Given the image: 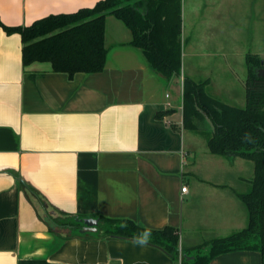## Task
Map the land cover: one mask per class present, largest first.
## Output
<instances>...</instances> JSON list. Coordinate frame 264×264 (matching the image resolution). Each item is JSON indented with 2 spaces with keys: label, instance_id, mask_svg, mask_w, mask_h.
Wrapping results in <instances>:
<instances>
[{
  "label": "crops",
  "instance_id": "0c3cea01",
  "mask_svg": "<svg viewBox=\"0 0 264 264\" xmlns=\"http://www.w3.org/2000/svg\"><path fill=\"white\" fill-rule=\"evenodd\" d=\"M98 1L0 0V19L31 25ZM131 37L107 16L104 69L70 77L49 62L24 65L21 35L0 26V264H181L150 242L70 235L78 225L58 222L68 217L173 226L184 248L202 243L201 233L219 237L246 226L236 194L246 179L224 184L188 168L194 142L183 127L182 90L185 76L232 87L239 74L246 84L247 53L264 59V0H182L179 78L157 72ZM209 264L264 258L236 250Z\"/></svg>",
  "mask_w": 264,
  "mask_h": 264
},
{
  "label": "trees",
  "instance_id": "16d2710c",
  "mask_svg": "<svg viewBox=\"0 0 264 264\" xmlns=\"http://www.w3.org/2000/svg\"><path fill=\"white\" fill-rule=\"evenodd\" d=\"M121 20L131 32L129 45L142 51L150 65L168 80L182 74V0H99L92 7L72 13L51 14L31 25L0 26L9 34L19 33L23 63L49 62L54 71L73 77L77 72H100L106 65V18ZM258 54L247 53L246 103L236 106L209 92V81L185 76L182 90L183 127L206 133L212 154L254 161V177L247 190L236 192L245 206L247 224L225 236L207 239L193 247H181L179 229L166 226L151 229L147 241L162 247L181 264H209L219 254L236 250H258L264 258V65ZM170 110L164 111L166 114ZM206 117H209L213 130ZM80 217L58 220L77 224L70 235L80 233ZM149 229L133 220L99 217L93 235L136 239ZM64 237L69 234L61 233ZM192 256L193 258H190Z\"/></svg>",
  "mask_w": 264,
  "mask_h": 264
},
{
  "label": "rangeland",
  "instance_id": "374dc122",
  "mask_svg": "<svg viewBox=\"0 0 264 264\" xmlns=\"http://www.w3.org/2000/svg\"><path fill=\"white\" fill-rule=\"evenodd\" d=\"M237 78L240 80L237 85L232 87L209 85V92L230 104L244 106L246 103V84L239 74ZM228 89L231 90L228 91ZM187 131V136H189V139H192L194 142L193 148L188 149L190 151V155L188 156L190 162L188 168L190 170L194 171L199 177H213L217 180H221L224 184L230 185L233 182L232 177H244L246 181H243L239 187H236L237 190L244 191L250 187L251 181L254 177V161L234 156L221 157L210 153L207 146V139L210 136V128L207 129L206 133L196 134L189 130ZM194 160L196 161V166L192 168ZM188 177L194 176L189 173ZM203 211V208L200 207L198 214L195 213V215L202 218L205 214ZM200 235L202 236L201 239L206 241L216 234L210 235L201 233Z\"/></svg>",
  "mask_w": 264,
  "mask_h": 264
},
{
  "label": "water",
  "instance_id": "95a60500",
  "mask_svg": "<svg viewBox=\"0 0 264 264\" xmlns=\"http://www.w3.org/2000/svg\"><path fill=\"white\" fill-rule=\"evenodd\" d=\"M263 65H264V59L262 61ZM259 75H264V66L262 68L259 69L258 71ZM207 121L209 122V124L211 125L212 129L214 130V124L212 122V120L209 117H206ZM81 222H83L84 226L80 229V232H97L98 231V224H99V219L98 218H80L79 219ZM190 258H193L192 256H190Z\"/></svg>",
  "mask_w": 264,
  "mask_h": 264
},
{
  "label": "clouds",
  "instance_id": "9594fccd",
  "mask_svg": "<svg viewBox=\"0 0 264 264\" xmlns=\"http://www.w3.org/2000/svg\"><path fill=\"white\" fill-rule=\"evenodd\" d=\"M151 229H145L143 230L141 233L138 234V236L136 237L137 241L140 244H146L147 241L151 238Z\"/></svg>",
  "mask_w": 264,
  "mask_h": 264
},
{
  "label": "built area",
  "instance_id": "2783aa9c",
  "mask_svg": "<svg viewBox=\"0 0 264 264\" xmlns=\"http://www.w3.org/2000/svg\"><path fill=\"white\" fill-rule=\"evenodd\" d=\"M187 190V187L186 186H183L182 187V191H186Z\"/></svg>",
  "mask_w": 264,
  "mask_h": 264
}]
</instances>
